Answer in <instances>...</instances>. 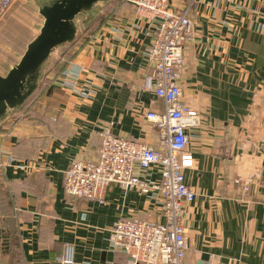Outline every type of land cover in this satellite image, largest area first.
<instances>
[{"label":"crops","instance_id":"obj_1","mask_svg":"<svg viewBox=\"0 0 264 264\" xmlns=\"http://www.w3.org/2000/svg\"><path fill=\"white\" fill-rule=\"evenodd\" d=\"M190 19L181 98L200 125L188 132L194 164L184 175L196 197L183 212L184 264H264V0H194ZM150 40V23L132 5L109 0L90 29L50 56L30 107L15 111L19 121L4 148L33 168L0 171L23 264H61L67 247L74 264H127L108 242L114 223L164 222L160 202L134 190L109 185L104 205L63 191L71 161L97 158L103 126L157 146L145 115L163 104L143 88L152 74L145 59ZM235 179L251 187L245 202Z\"/></svg>","mask_w":264,"mask_h":264},{"label":"built area","instance_id":"obj_2","mask_svg":"<svg viewBox=\"0 0 264 264\" xmlns=\"http://www.w3.org/2000/svg\"><path fill=\"white\" fill-rule=\"evenodd\" d=\"M19 0H0V20ZM136 9L138 17L151 25V40L145 59L152 74L143 88L163 104L161 112H147L145 118L158 134L157 146L139 139L115 136L112 124L101 127L98 156L93 161H71L63 176L64 195L104 205L109 185L123 191L134 190L147 200L159 201L163 223L120 218L110 230L109 245L127 257V264H184L187 251L183 212L196 197L187 184L185 171L193 168L194 159L187 151L188 132L200 125L198 112L182 101L181 74L185 47L192 40L191 5L173 8L171 0H122ZM61 76H67L63 70ZM49 88V86H48ZM17 123L0 134V169L8 167L28 171L32 165L16 161L4 142ZM153 173L157 177L152 178ZM239 200L251 198L250 185L235 179ZM61 264H74L67 247Z\"/></svg>","mask_w":264,"mask_h":264},{"label":"water","instance_id":"obj_3","mask_svg":"<svg viewBox=\"0 0 264 264\" xmlns=\"http://www.w3.org/2000/svg\"><path fill=\"white\" fill-rule=\"evenodd\" d=\"M43 19L37 36L27 45L18 63L0 75V120L10 110L21 108L36 91L51 54L72 43L79 31V15L87 30L109 0H32ZM6 245V242L4 243ZM1 264V263H0Z\"/></svg>","mask_w":264,"mask_h":264},{"label":"rangeland","instance_id":"obj_4","mask_svg":"<svg viewBox=\"0 0 264 264\" xmlns=\"http://www.w3.org/2000/svg\"><path fill=\"white\" fill-rule=\"evenodd\" d=\"M83 18H84L83 15H79L76 19V23L79 28V34L83 30L81 27V21ZM42 23H43V19L38 14V9L34 5L32 0H19L17 3H15L12 6L9 12L0 20V75L1 76L6 75L7 72L14 65L18 63L27 45L37 36ZM61 51L62 50H60L55 55H58ZM53 53L51 54L52 56H54ZM40 91L41 89L37 92L35 97H33L27 105L32 104L34 99H36L40 94ZM30 105L27 106V108H29ZM24 114L25 113L22 114L21 116L22 118ZM19 115H20L19 113L8 111L7 115L0 121V123H2L0 124V128H2L1 133H3L6 129L7 130L11 129L12 124L19 121V119H17ZM0 178L1 179L3 178L1 171H0ZM2 183H3V179H2ZM3 187L7 189V187L4 186V184ZM2 247H3L2 242L0 241V260H1L0 262L1 264H6V258L1 255V250H3L1 249Z\"/></svg>","mask_w":264,"mask_h":264},{"label":"trees","instance_id":"obj_5","mask_svg":"<svg viewBox=\"0 0 264 264\" xmlns=\"http://www.w3.org/2000/svg\"><path fill=\"white\" fill-rule=\"evenodd\" d=\"M92 24H90L88 29H90ZM79 35L80 34L78 31L76 38L72 43L61 45L54 52H56L57 50H63L67 48L68 46L72 45L74 42H76ZM40 89H42V81L39 82V85L36 91L27 99V101L22 107H25L31 101V99L35 97V95ZM21 108L10 110L9 112H15ZM11 208H12V201H11L10 195L7 189L3 187L2 179L0 178V241L3 243L2 245L3 247L1 248L3 249L1 250V255L6 258V264H23V261H22V258L19 252L17 240H16L15 223L12 217ZM5 242H6V245L4 244Z\"/></svg>","mask_w":264,"mask_h":264}]
</instances>
